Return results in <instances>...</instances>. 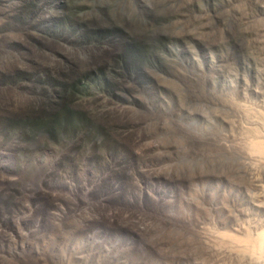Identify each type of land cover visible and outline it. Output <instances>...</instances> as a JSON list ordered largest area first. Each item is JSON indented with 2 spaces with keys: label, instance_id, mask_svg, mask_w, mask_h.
Returning a JSON list of instances; mask_svg holds the SVG:
<instances>
[{
  "label": "rangeland",
  "instance_id": "1",
  "mask_svg": "<svg viewBox=\"0 0 264 264\" xmlns=\"http://www.w3.org/2000/svg\"><path fill=\"white\" fill-rule=\"evenodd\" d=\"M263 143L264 0H0V264H251Z\"/></svg>",
  "mask_w": 264,
  "mask_h": 264
},
{
  "label": "trees",
  "instance_id": "2",
  "mask_svg": "<svg viewBox=\"0 0 264 264\" xmlns=\"http://www.w3.org/2000/svg\"><path fill=\"white\" fill-rule=\"evenodd\" d=\"M44 51V50H43ZM105 51H103V50H101V53L99 54V56L101 57V58H105ZM45 60L46 61H48V57L46 56V58H45ZM49 62V61H48ZM72 66H74V67H72ZM79 67V66H78ZM77 66H75V65H70V67L67 69V71H68V73L69 74H74L75 72H76V70L78 69V70H84V68H87V63L86 64H84L81 68L79 67L78 68ZM45 71H48V69H45ZM57 72H58V74H60V76L62 77V79H63V81H65V82H67V81H69V82H73L74 80L72 79V78H70V79H68L69 78V74H67V73H65V72H62V71H60V69H58L57 70ZM54 104V103H53ZM21 129V128H20ZM38 133V134H37ZM27 134H30L31 136H35V137H37V136H50V134H48L46 131H40V132H27ZM59 136V135H58ZM60 138L61 139H65V140H69V139H67V138H65V137H63V136H60Z\"/></svg>",
  "mask_w": 264,
  "mask_h": 264
},
{
  "label": "bare ground",
  "instance_id": "3",
  "mask_svg": "<svg viewBox=\"0 0 264 264\" xmlns=\"http://www.w3.org/2000/svg\"><path fill=\"white\" fill-rule=\"evenodd\" d=\"M259 149H261L262 153L264 152V143L261 146L259 145ZM258 240H260V247L264 250L263 233H259ZM243 258L247 259L251 264H264V254H243Z\"/></svg>",
  "mask_w": 264,
  "mask_h": 264
}]
</instances>
